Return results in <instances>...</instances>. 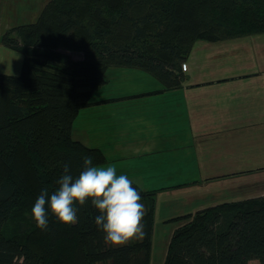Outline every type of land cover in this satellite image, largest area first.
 <instances>
[{"label": "trees", "instance_id": "1", "mask_svg": "<svg viewBox=\"0 0 264 264\" xmlns=\"http://www.w3.org/2000/svg\"><path fill=\"white\" fill-rule=\"evenodd\" d=\"M262 33L264 0H49L33 23L7 31L2 43L24 59L19 75L0 73V264H155L158 191L134 184L142 234L120 245L105 242L90 202L74 225L50 214L47 230L36 227L32 204L55 187L63 162L74 174L84 155L106 162L73 128L109 67L144 70L173 89L196 43ZM171 221L182 225L161 264H264V196Z\"/></svg>", "mask_w": 264, "mask_h": 264}, {"label": "crops", "instance_id": "2", "mask_svg": "<svg viewBox=\"0 0 264 264\" xmlns=\"http://www.w3.org/2000/svg\"><path fill=\"white\" fill-rule=\"evenodd\" d=\"M11 1L34 19L42 11L37 0ZM16 23L0 20V37ZM7 50L0 43V61ZM185 64L173 89L144 70L109 67L74 122V139L100 149L104 165L159 192L155 237L174 218L264 196L253 185H264V34L198 42Z\"/></svg>", "mask_w": 264, "mask_h": 264}, {"label": "clouds", "instance_id": "3", "mask_svg": "<svg viewBox=\"0 0 264 264\" xmlns=\"http://www.w3.org/2000/svg\"><path fill=\"white\" fill-rule=\"evenodd\" d=\"M81 160L78 174L65 161L55 187L39 190L30 210L36 227L47 230L50 214L62 224L74 225L79 207L90 202L97 209L93 222L106 243L120 245L142 234L144 204L133 180L126 173L117 174L113 164L94 163L91 155H84Z\"/></svg>", "mask_w": 264, "mask_h": 264}, {"label": "rangeland", "instance_id": "4", "mask_svg": "<svg viewBox=\"0 0 264 264\" xmlns=\"http://www.w3.org/2000/svg\"><path fill=\"white\" fill-rule=\"evenodd\" d=\"M2 1H3L2 6L0 5L1 6L0 7V20L2 23H4L9 18L13 19V24H15L18 21L19 23H16V24H19V25L33 23L36 20V19H34V16L32 17L33 9H31V13L27 12L24 14V11H25V8H23L24 6L19 8L18 5H15L12 1L11 2H9V0H2ZM35 1L36 0L33 1L34 6L36 3ZM48 1L49 0H37L36 7L38 9L40 7H42V9H43ZM28 2L30 4L31 0H28ZM27 9H28V7H27ZM262 34H264V33H262ZM256 35H259V34H255L252 36H256ZM2 37H0V39H1L0 43H2ZM245 37H251V36H245ZM241 38H243V37H241ZM2 45L4 46L3 43H2ZM7 51H8V53L10 52V54H9V56H6L4 58V60L0 61V72L19 75L21 72L22 62L24 59L23 55L18 53V52L11 51V49H9V48ZM73 56L76 59L81 58L80 53H75ZM15 58H17V59L15 60ZM186 69H187V66H186V64L183 63L182 64V70L184 71ZM253 185H255L254 186L255 189H261L260 192L258 191L259 193H255L256 195H258V194L260 195V194L264 193L262 191V190H264L263 184H261L260 182H257V183H253ZM181 225H182L181 223H178V224H176L175 228L178 226H181ZM173 227L174 226H172V225H170V226H168V225L161 226V224L158 225V231H159V229H163L164 232H162L160 230L154 239L156 242L155 243V249H156L155 251L156 252H155V257H154V263L155 264H161L165 258L166 248L168 246V243H169L170 237H171L169 234L172 232ZM168 232H170V233H168ZM253 264H257V263L253 262Z\"/></svg>", "mask_w": 264, "mask_h": 264}]
</instances>
